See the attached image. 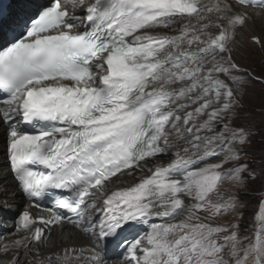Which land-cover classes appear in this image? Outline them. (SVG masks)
Listing matches in <instances>:
<instances>
[{
  "label": "snow or ice",
  "instance_id": "6c2138e0",
  "mask_svg": "<svg viewBox=\"0 0 264 264\" xmlns=\"http://www.w3.org/2000/svg\"><path fill=\"white\" fill-rule=\"evenodd\" d=\"M258 22L264 0H0V264H264Z\"/></svg>",
  "mask_w": 264,
  "mask_h": 264
},
{
  "label": "rangeland",
  "instance_id": "374dc122",
  "mask_svg": "<svg viewBox=\"0 0 264 264\" xmlns=\"http://www.w3.org/2000/svg\"><path fill=\"white\" fill-rule=\"evenodd\" d=\"M255 33L257 35L264 34L259 22L255 28ZM243 39L245 47L241 49V62L246 63L256 75L264 74V50L260 49L258 46L251 45L248 42L247 36ZM249 87L250 90L247 92L244 100L245 110L241 115L244 117L251 116L252 120L259 124L261 120L264 119L259 113L261 104L264 102V86L259 83H253ZM255 139L259 142L264 138L257 136Z\"/></svg>",
  "mask_w": 264,
  "mask_h": 264
},
{
  "label": "bare ground",
  "instance_id": "6f19581e",
  "mask_svg": "<svg viewBox=\"0 0 264 264\" xmlns=\"http://www.w3.org/2000/svg\"><path fill=\"white\" fill-rule=\"evenodd\" d=\"M0 162H2V157H0ZM15 203L17 204L21 203L19 196L16 197ZM5 223H10V220H6ZM57 238L61 239V237L59 236V233H57Z\"/></svg>",
  "mask_w": 264,
  "mask_h": 264
}]
</instances>
